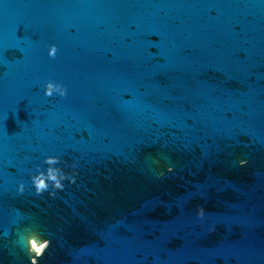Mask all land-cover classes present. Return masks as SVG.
I'll use <instances>...</instances> for the list:
<instances>
[{"label": "water", "instance_id": "1", "mask_svg": "<svg viewBox=\"0 0 264 264\" xmlns=\"http://www.w3.org/2000/svg\"><path fill=\"white\" fill-rule=\"evenodd\" d=\"M48 158L62 190L264 191V0H0V181Z\"/></svg>", "mask_w": 264, "mask_h": 264}, {"label": "clouds", "instance_id": "2", "mask_svg": "<svg viewBox=\"0 0 264 264\" xmlns=\"http://www.w3.org/2000/svg\"><path fill=\"white\" fill-rule=\"evenodd\" d=\"M57 53V48L53 45L50 48L49 56L55 58ZM54 94H58L60 97H65L67 95V89L58 83L49 82L46 86L45 95L47 97H52ZM45 163L48 165L46 174L40 172L38 175L32 177V183L35 188L36 195H41L43 192L49 189V182L54 187V189L62 190L63 184L61 181L65 180L67 177L62 173L61 169L54 167L60 161L56 158H48ZM245 162H241V166ZM172 168H168V172H172ZM75 182L74 179L72 181ZM20 193H23L24 186L20 185ZM198 217L203 218L205 212L201 207L198 209ZM51 241L48 239H42L38 234L32 233L27 239V252L30 256V264H39V261L44 257L45 253L50 247Z\"/></svg>", "mask_w": 264, "mask_h": 264}]
</instances>
